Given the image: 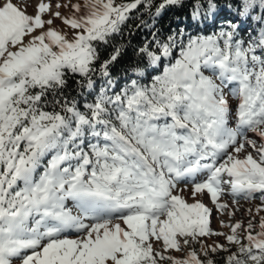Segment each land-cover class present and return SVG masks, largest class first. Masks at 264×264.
Here are the masks:
<instances>
[{"label":"snow or ice","instance_id":"snow-or-ice-1","mask_svg":"<svg viewBox=\"0 0 264 264\" xmlns=\"http://www.w3.org/2000/svg\"><path fill=\"white\" fill-rule=\"evenodd\" d=\"M152 4L83 0L62 16L50 0H41L35 15L0 0V264H216L209 251L230 252L225 264H264V217L256 232L248 222L242 242L241 223L230 225L231 234L214 232L212 210L196 199L207 192L223 210L228 205L219 197L227 189L258 198L257 212L264 210V11L253 16L264 0H232L227 7L238 22L210 35L185 37L181 30L157 40L156 50L140 47L150 64L169 62L150 83L132 79L109 95V67L121 49L97 70L98 47L138 6L148 11ZM181 4L162 0L155 15ZM216 9L214 0L206 9L193 0L192 17L208 19ZM241 17L261 24L256 35L240 36ZM97 71L107 86L84 111L56 98L69 75L91 90ZM48 104L60 111L45 110ZM180 183L192 184L193 202L179 194ZM212 235L225 236L227 245L204 247L201 258L192 245ZM186 248L180 258L166 254Z\"/></svg>","mask_w":264,"mask_h":264},{"label":"trees","instance_id":"trees-1","mask_svg":"<svg viewBox=\"0 0 264 264\" xmlns=\"http://www.w3.org/2000/svg\"><path fill=\"white\" fill-rule=\"evenodd\" d=\"M117 3L130 2V0H116ZM162 2V0H153L151 9L145 11V6L140 5L138 9L133 10L129 15L130 19L125 24L121 25L120 33L113 34L109 38L107 44H101L98 47L100 60L96 62L95 67L99 69L100 63L108 59L116 48L121 49V54L118 59L113 62L109 67L110 78L113 81L112 88L108 91L109 95L119 92L125 84L130 83L132 79H139L141 83L148 84L151 82L153 76L159 74L165 64L169 62L170 58L161 57V60L157 64L152 65L149 63L146 57L138 55L137 50L144 46L149 45L152 50H156V41H166L170 35H178L181 30L184 31V36L188 35H210L217 31L221 27H225L228 20L238 22L235 13L227 7L232 0H214L217 4V9L214 14L204 19L201 15L199 19H193V0H182L181 5L169 6L160 13L159 16L155 15L156 7ZM204 4L205 9L207 6V0H200ZM264 9H257L253 12V16L260 14ZM151 13V14H150ZM143 21V23H141ZM240 23V36L247 39L250 35L257 34L261 24L255 19H249L248 17L239 18ZM259 54V50L257 52ZM176 55L174 50L173 58ZM133 68H138L139 72L134 73ZM209 73L206 72V75ZM94 85L91 90L82 86L83 78L77 75H69L67 77V85L62 91V96L57 95V99L66 98L68 101L75 100L76 106L84 111V105L92 103L96 94L99 93L102 86H107V78L99 75V71L92 74ZM77 81H81L80 84ZM48 99L53 100V96L49 95ZM47 111H60L59 105L48 104L45 107ZM95 142V141H93ZM50 158V157H48ZM47 159V158H46ZM46 159L43 161L42 166L38 168L35 178L43 171V166L46 164ZM67 207L72 210L73 215L78 213V209L73 205L71 200L66 201ZM68 235L72 234L71 230H67ZM242 242L243 238H241ZM227 245V242L224 243ZM194 248L204 258L202 249L197 244H193ZM230 251H236V246L231 245ZM230 252H217L212 253L209 251V257L216 261V264H225L224 257L229 255Z\"/></svg>","mask_w":264,"mask_h":264},{"label":"rangeland","instance_id":"rangeland-1","mask_svg":"<svg viewBox=\"0 0 264 264\" xmlns=\"http://www.w3.org/2000/svg\"><path fill=\"white\" fill-rule=\"evenodd\" d=\"M44 2H49V0H44ZM50 2L52 5V11L53 12L59 11L62 16H70L72 14L71 5L73 4L79 3L83 6V0H50ZM13 3L16 6L25 10L26 13L29 15L36 14V8L32 5L31 0H13ZM57 4L68 5V7H60L59 9H57ZM44 18L48 19L50 17L46 13ZM53 26L59 30L66 32L69 35V37H71L72 30L68 26L64 25L61 20L55 19ZM217 82L219 83V81ZM232 103L233 106H235V100H232ZM229 126L234 127L235 122L230 121ZM249 138L256 139L257 144L259 145L260 141L258 137L254 136L253 134H249ZM247 151H252V149L248 148ZM244 154L246 153H243L242 155ZM253 154L255 155V153ZM179 188L185 189L183 192H180L179 194L184 196V198L188 202L190 203L193 202L191 196L192 184L188 183L187 186H185L184 183H180ZM196 199L201 200L208 208L212 210L209 219H210V228L214 232L231 234L230 225L239 222L241 223L242 227L241 229H238V235H240V237L243 238L244 235L246 234L245 229L247 228L248 222L250 220L252 221L254 226L253 231L254 232L259 231V227H258L259 220L260 217H264V210L257 212V208L261 205V201L258 198L245 199L243 197H235L226 189L225 195L219 197V203H224L228 205V207L223 210L216 208L215 204L210 199V195L207 194V192H205V194L202 196L198 195ZM66 206H67V202H66ZM72 206L75 207L74 202ZM229 213H232V215H229ZM221 221H223L224 223L221 224ZM85 222L88 223L89 221L86 220ZM71 232L72 234H69V238H75L76 236L75 230H71ZM225 242H227L225 236L212 235L201 238V243H196V244L200 249H203L204 247H207L209 245L224 244ZM187 251H189V249L186 248L184 253H177L174 251H170L166 254L180 258L184 254H186ZM12 264H20V261L18 259H13Z\"/></svg>","mask_w":264,"mask_h":264},{"label":"bare ground","instance_id":"bare-ground-1","mask_svg":"<svg viewBox=\"0 0 264 264\" xmlns=\"http://www.w3.org/2000/svg\"><path fill=\"white\" fill-rule=\"evenodd\" d=\"M38 2H40V0H38Z\"/></svg>","mask_w":264,"mask_h":264}]
</instances>
